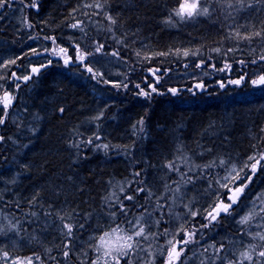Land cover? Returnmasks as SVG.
Instances as JSON below:
<instances>
[{
	"label": "trees",
	"instance_id": "trees-1",
	"mask_svg": "<svg viewBox=\"0 0 264 264\" xmlns=\"http://www.w3.org/2000/svg\"><path fill=\"white\" fill-rule=\"evenodd\" d=\"M33 3L37 6L32 7ZM84 3H94V0H10L11 6L0 8V77L6 78H0V84L8 88V79L13 77V72L18 76L27 75L31 66L52 60L49 68L33 78V96H29L27 105L41 123L39 139L44 144L38 157L25 151L27 162L23 167L26 172L20 180L24 183L20 192L26 203L19 210L15 205H0L8 217L16 223L26 219V225L31 220L23 215L39 214L44 209L53 212L49 220H54L58 213L74 220L92 217L108 191L106 188L111 187L109 189L113 191L122 186L125 191L119 194V198L127 208L123 212L127 217H118L132 219L148 210L149 191L156 196L160 187L170 182V173H167L165 165L174 160L180 150L199 163L208 158L217 164L225 158L239 165L247 156L264 149V85L251 83L259 75H264V60H260L264 54V39L238 40L233 35L235 31L241 35L264 31V0H243V6L237 0H213L214 10L217 5L228 6L229 3L232 7H226V10L236 9L233 18H236L238 26L232 23L228 29L217 17L213 18L216 22L198 18L174 26L166 24L164 21L178 6V0H107L103 11L86 9ZM26 7L33 9L27 13L25 21L34 23V19L38 20L39 27L33 32L21 28L22 32L16 34L13 21ZM91 11L98 13L96 21L89 19ZM105 12L116 18L115 25L105 19ZM224 16L227 17L228 13L224 12ZM78 21L83 31L70 27ZM219 23L221 26L217 25ZM49 36H55L57 44L68 49L73 62L67 69L60 59L51 57L49 53L32 55L33 48L39 52L45 48L51 50V41L45 39ZM99 45L104 47L97 53L95 48ZM76 46L93 53L88 57L92 58L89 59L92 62L90 66L101 72L109 84L94 82L87 71L83 73L81 67H76ZM217 48L220 52L215 51ZM229 48L233 51L229 52ZM169 49L172 55H155ZM177 50L179 55L175 54ZM197 50L198 54L193 55ZM184 51L190 54L185 57ZM112 52H119V60L114 61ZM137 52L141 55L137 56ZM145 56L152 58L144 59ZM10 60H16V63L3 67ZM241 60L245 64H240ZM252 60L256 63H251ZM201 61L202 67H196ZM226 64L230 68L225 69ZM153 68L160 69L157 75L163 76L160 84L156 85L163 94L152 93L149 99L138 93L140 89L151 91L148 85L154 84L155 78L149 69ZM199 72L207 74L203 82L194 78ZM190 73V77H184ZM241 77L239 85L229 82ZM112 83L127 84L128 87L114 88ZM197 83L207 87L208 93L194 98L187 90ZM170 87L179 88L177 96L168 92ZM100 113H103L102 118L95 119ZM141 119L144 120L142 131L133 127L140 125L138 121ZM94 121L100 125L102 141L109 145L111 154L102 150L96 153L92 151V145L85 143L92 137L90 134L94 129L90 123ZM128 127L134 129L127 131ZM97 142L94 139V144ZM4 152L0 151V164ZM222 168L218 165L215 171L222 174ZM136 171L141 172L145 192L128 201L124 196L135 194V189L139 188L130 184L136 178ZM199 172L197 180L202 184L195 188L196 182L192 179L184 185L189 184L194 191L195 195L188 197L193 200L202 198V203L206 204L210 200L203 188H207L209 178L206 171L199 169ZM262 174L254 178L250 192L257 186L264 188ZM225 195L223 192L222 199L226 201ZM120 211L119 207L115 214ZM201 220L198 218L195 222L201 225ZM223 221L228 229L234 231L227 219ZM60 225L51 226L49 231L53 234L43 237V240H48L45 243L47 250L52 249V240ZM20 228L25 230V226ZM27 230L33 229L27 227ZM2 245L8 253L39 256L36 261L42 262L45 256L38 242L27 246L3 241ZM70 257L73 258L72 255ZM59 261L63 262L65 258L60 257Z\"/></svg>",
	"mask_w": 264,
	"mask_h": 264
},
{
	"label": "rangeland",
	"instance_id": "rangeland-1",
	"mask_svg": "<svg viewBox=\"0 0 264 264\" xmlns=\"http://www.w3.org/2000/svg\"><path fill=\"white\" fill-rule=\"evenodd\" d=\"M220 2V1H219ZM206 6L210 7L211 15L208 17H197L194 19H205L209 22H216L213 20V18H218L220 21L223 22V24L228 29L232 23H235L234 26H238V23L236 18L234 17V11L236 9L232 10H226V7H228L226 4L217 5L215 10L213 5V0L206 1ZM243 11V9H241ZM240 11V12H241ZM224 12L228 16H224ZM218 14V15H217ZM215 15V16H214ZM214 16V17H213ZM176 20L177 18H173ZM193 20V19H192ZM184 23V22H183ZM182 23H178L175 25H179ZM220 25L221 24H217ZM94 32V31H93ZM95 33V32H94ZM59 49H57L58 51ZM62 55V54H61ZM100 56V55H97ZM96 56V57H97ZM51 57L55 59H60L64 65V67L67 69L68 65L64 64V60L60 58L59 56L52 55ZM118 58L114 59L116 61ZM203 65V64H201ZM202 67V66H201ZM8 68V67H7ZM200 68V67H199ZM102 74L101 72H99ZM90 74V73H89ZM91 75V74H90ZM192 73L185 74L184 77H190ZM180 77V76H179ZM181 78V77H180ZM194 78H199L202 82L207 79V74H203L202 72H199L197 75H194ZM3 80L6 79L5 77L2 78ZM97 79H100V77H97ZM97 79H93L94 82H97ZM9 86L8 88H5L4 86H1L0 88L3 90L0 96H3L5 91H10L12 93H15L16 97L12 102V106L8 109V115L5 117V123L3 125H0V127H6L10 126V124H13L12 126L17 127L13 130H8V132L5 134L4 138V128H0V137H3L2 142L3 146H1L3 149H0V151H7V154H11L13 151L16 153V149H24L27 147V144H29V141H27L22 135L24 134L23 131L29 132L31 135V132L37 128L36 125V116L33 115L34 113H31L28 110V103L29 96L32 95V91L34 89L35 82L27 83L19 86V88L15 85V77H11L8 79ZM100 84V83H99ZM196 84H194L191 91L187 90L191 93L192 97L198 98L201 96H205V94L208 93V89H197L195 87ZM261 86V85H260ZM223 90L224 87H221ZM256 88H259V86H256ZM178 95V94H177ZM174 95V96H177ZM221 99V97H220ZM31 100V99H30ZM201 103H206L202 102ZM0 117H3V108L2 105H0ZM28 121L23 123L24 121ZM93 132L90 134L92 136L91 138H94L96 135H99L101 140L96 144H104L102 140L103 137L100 134L99 126L97 125V122H91ZM97 127V129H96ZM12 129V128H10ZM32 136V135H31ZM8 140V142H7ZM26 142V143H23ZM95 145V144H94ZM94 145H92V151H95L96 153H99V150H102L101 152H104L105 150L101 148H97ZM20 150V151H21ZM19 151V152H20ZM108 153H112L110 149L108 148L106 150ZM115 152V151H114ZM14 153V154H15ZM120 152L117 154L119 155ZM177 154V159H174L176 162V166L179 167L180 173H187L188 177H191L196 182L195 188L198 187L199 184H202L199 182L200 178V170L206 171V175L209 178V183L207 185L206 192L208 193V198L210 202L203 204L202 198L198 199H191L190 197L195 195L192 188L190 189V185L186 184L185 182L181 180L180 173H177L175 171L170 172L167 168V173H170V182L167 184L170 187L166 188V186H161L160 190L158 191V194L154 196L153 194L148 197V209L147 211L141 212V214H138L132 219L124 220V217H127V215H123V212L125 213L127 211H120V213L117 215L115 214V218H113L110 214V222L109 223H101L94 225L93 223H88L85 225V227L89 230V235L87 239L89 241L93 242L92 247H85L80 246V255H74L70 251V247L66 248L63 253H59L60 251H56L54 249H46L42 246L43 238L40 237V233L42 235L43 231L41 230H22L20 228V223H16L13 219L8 218V216H3L2 212L0 211V228L4 229L5 234H0V249H3V252H8L6 250L5 246L2 245L3 241L8 242L12 241L14 244L15 242L21 243V245H27L30 246L34 242H38L41 247L42 253L45 254V256L42 257L43 261H36L35 256H32L31 254H24L23 252H18L15 254L8 253L9 254V260L7 262L0 261V264H11V260L14 258H24V257H32L33 258V264H91L92 260L96 258V251L95 246L100 243L99 237L102 236L105 232H110L113 228L119 226L124 229H130L132 225H135L138 218L143 217V219L140 221L142 224H145V230L146 233H155L157 234L156 238L153 239L151 236L149 240L145 241L143 239L140 240V249L138 250L135 257H133V264H148V262L154 260L155 264H164V255L160 254V249L162 246L166 247V242L168 239H172L173 235H175L181 225L184 226L185 230H192L196 229L197 234L194 237L193 243H189L188 245H183L185 248L184 254L181 257V261L183 264H227L228 259H236V256L239 255V252L242 250H246L249 245L256 244V245H262L264 246V242L257 239H252V236H254L256 233L264 234V219H261V216H264V213H261L260 216H256L254 219H252L249 224L247 225H240L237 223V221L240 219L241 216L245 215L249 209L253 207V201L256 202L257 211H259V206L261 204L260 200H257V197H264V188L261 186H257L255 191L250 192L251 184L254 181V178L260 177L262 173H264V169L258 170L257 174L253 176L252 182L250 183L249 187L245 189L246 195H242L240 198V201L237 205H233V208L235 211L232 213V215H225L221 214L220 217L217 219L216 222L209 223V220L205 219L206 215V209L209 208L210 205L213 204L214 201H216L217 196L222 199V194L228 195L227 189L220 186L221 183H224L223 177L227 174L224 169L220 171L219 174L215 170L217 166L219 165V162L212 167L205 168V165L212 164V160L206 158L205 160H201L200 163L197 161H193L190 156L185 153L184 151L180 150ZM185 158L187 159V163L185 162ZM225 161H228L225 158H222ZM230 162V161H229ZM131 160V164H132ZM230 163H236V162H230ZM237 164V163H236ZM130 165V164H129ZM196 165H199L200 167H196ZM238 165V164H237ZM189 166L192 167V171L189 172ZM239 166V165H238ZM3 169V168H2ZM194 173L197 175L195 176ZM0 174H2V171H0ZM250 174V173H249ZM194 175V176H193ZM205 175V174H202ZM216 175V176H215ZM263 175V174H262ZM13 178V180H16L17 174L9 175ZM188 177H185V180H187ZM142 180L140 177H136L134 180L130 182L132 185H136L137 187H143L144 188V181L143 183H138V181ZM174 181L176 183H174ZM217 181H220L218 183ZM151 184L156 185L155 182L150 181ZM241 183L240 181L237 182V184ZM129 184V185H130ZM179 186L180 191L176 192L175 189ZM230 187L233 185H229ZM194 188V189H195ZM190 189V190H188ZM188 190V191H187ZM197 193V191H196ZM121 194V192L119 193ZM191 195L190 197H188ZM225 195V196H226ZM160 197H163V199H160ZM246 198V199H245ZM199 200V203H197ZM227 202V201H226ZM157 204L163 205V208L158 209ZM199 210V214L196 217L191 216V211H197ZM148 213H151L149 216ZM121 215H123V219L119 218ZM119 216V217H118ZM117 218H119L117 220ZM198 218H202L201 225H198V221L195 222ZM224 219H227L228 225L234 227V231L231 229H228L226 227ZM160 220L161 223L159 226H157L156 221ZM128 221L132 222V225H129ZM16 225V227L12 230H9V224ZM43 225V224H42ZM202 225H207L206 227H201ZM224 227V229L222 228ZM168 229L169 235L165 236L163 235L164 229ZM226 229V230H225ZM67 230L65 228L60 230V233L62 235H66ZM186 238L184 236L183 232H180L179 235L175 236L176 240H182ZM215 244L217 248H220L221 245H223L222 250L219 252L218 256L215 252V249L209 248V245ZM144 246L142 249L141 246ZM208 248V251L205 252L204 249ZM75 251L76 248H73ZM24 250V249H23ZM261 250L260 248H257V251ZM65 251H69V255L66 258L63 254ZM3 252H0V256L3 255ZM149 252L152 253V255H149ZM86 253V255H85ZM233 253L236 254V256L233 255ZM166 254V253H165ZM70 255L73 256V258L70 257ZM254 259H259L258 257H255ZM65 258V261L60 262L59 259ZM78 257V258H77ZM121 264H124V261H121ZM244 264H248L247 261L244 262Z\"/></svg>",
	"mask_w": 264,
	"mask_h": 264
},
{
	"label": "snow or ice",
	"instance_id": "snow-or-ice-1",
	"mask_svg": "<svg viewBox=\"0 0 264 264\" xmlns=\"http://www.w3.org/2000/svg\"><path fill=\"white\" fill-rule=\"evenodd\" d=\"M237 2L243 6V0H237ZM107 4V0H104L103 3H101V0H94V3H84L83 7L86 9H99L100 11H103ZM11 6L10 0H0V8H4L5 6ZM32 7H36L37 5L33 3L31 5ZM228 7L231 8L232 4H228ZM74 11H76L74 9ZM98 13L93 12L92 15H97ZM84 15H88V13H84ZM211 15L210 7L206 6V0H178V6L174 8L168 18L164 21L166 24L169 25H175V23H183L189 20H192L197 17H208ZM105 19L109 21L110 24L115 25L117 23V20L115 17L108 15L106 12L104 13ZM173 17L177 18L176 20L173 19ZM29 27H32V25H29ZM71 28L77 29L80 28L81 31H83V28H81V22L73 23L70 25ZM111 31V29H109ZM233 35L238 40H252L253 37H261L264 39V31H255L250 34L241 35L239 31H235ZM45 39H48L51 41L53 47L51 50L48 48L44 49V52L49 53V55H56L59 56L64 60V64L68 65L72 62V58L68 56V49L64 47H60L57 45V38L55 36H49L45 37ZM104 46L99 45L95 48V51L98 53L102 50ZM57 49H59L57 51ZM192 53L193 55L198 54ZM216 52H220V49H215ZM229 52L233 51L232 48L228 49ZM41 53L37 51V49H32V55H40ZM62 54V55H61ZM172 50L169 49L167 52H159L155 55L158 56H168L172 55ZM176 55H179V50L176 51ZM189 51H184L183 55L187 57L189 55ZM92 52L88 51H82L79 46H76V61L80 64L84 65L85 70L91 74V77L93 79H97V77H100V79H97V82L100 83L101 81L104 84H109L110 81L103 79L102 74L98 72V70H94L91 65V61L88 64H85V61L88 59V57L92 56ZM112 56L119 57V52H112ZM137 56H140L141 53L137 52ZM152 57L145 56L144 59L150 60ZM260 60H264V54L260 56ZM16 60H10L7 62V64L3 65V67L7 68L11 64H15ZM52 63V60H48L47 63L41 64L39 67L33 66L31 68L32 74H39L42 68L47 67ZM201 63H198L196 67H201ZM240 64H245V61L241 60L239 61ZM251 63L255 64L256 60H252ZM230 68V65H225V69ZM225 69H220V71H224ZM151 75L155 78L154 84H149L148 87L151 91H145L144 89H140V85L136 84V88L140 89V92L138 95L144 96L145 98H151L152 93L157 94H163L162 92H159L156 85H159L161 80L163 79L162 75H157V73L160 72V69L153 68L149 69ZM167 73L165 72L164 75ZM12 76L16 78V80H23L25 82L32 79V75H23L18 76L15 72L12 73ZM2 78V77H0ZM243 77L236 80L229 81L232 84L239 85L242 81ZM253 85H264V75H259L257 79H254L251 81ZM221 87H224V84L221 83ZM17 88H19V84L16 85ZM112 87L114 88H127V84H120V83H112ZM197 89H203L204 85L202 83H197L195 85ZM191 91V89H189ZM168 92H170L172 95H177L178 89L176 88H168ZM14 97L12 94L8 91H5L3 96H0V105H2L3 108V117H0V125H3L5 123V117L8 115V109L12 105ZM61 112L64 111V109H60ZM103 116V113H100L98 116L95 117V119L99 120ZM140 125H143L144 120L141 119L138 121ZM135 127V125L133 126ZM143 129L141 128V131ZM264 131V129H262ZM95 140H99L100 136L96 135L94 137ZM94 139L89 138L85 143L89 145H94ZM3 140V137H0V141ZM262 142H264V138H262ZM75 147H79V145H74ZM97 148H101L103 150H107L109 148L108 144H95L94 145ZM254 148H256V145H253ZM185 162L187 163V159L185 158ZM215 161L212 162V164L205 165L204 167H212L215 165ZM219 165L221 167H225L226 175L223 177L224 183H221L220 186L227 189L228 195L226 196V201L224 199H220L219 196H217L216 201L213 202L212 205L209 206L208 209H206V215L205 219L209 220V223L216 222L217 219L220 217V215L223 213L225 215H232V213L235 211L233 208V205H237L240 201V198L242 195H246L245 189H247L252 182L253 176H255L260 169H264V149H259L255 154L247 156V158L242 161L239 166L236 163H230L229 161H225L221 159L219 161ZM165 167L168 168L170 172L175 171L177 173H180L179 167L176 166L175 160L169 161ZM196 167H200L199 165H196ZM189 172L192 171V167L189 166L188 169ZM250 173V174H249ZM136 177L141 176L140 171H136L134 173ZM181 180L185 183L191 182L192 178L188 177L187 173H180ZM185 177H188L187 180H185ZM240 181L241 183L237 184V182ZM220 183V181H217ZM138 183H143V180L138 181ZM174 183H176L174 181ZM233 186H229V185ZM131 187V185H129ZM170 187L169 185H166V188ZM125 189L121 186L120 192L123 194ZM176 192L180 191L179 186L175 189ZM145 192V188L140 187L135 189V194H129L125 195L124 199L128 201H133L136 199V196L140 193ZM115 195V194H113ZM152 195L151 191L148 192V196L150 197ZM119 197H117V200ZM160 199H163V197H160ZM257 200L261 201V204L259 206V211H257L256 202L253 201V207L248 210V212L241 216L240 219L237 221L240 225H247L249 222L254 219L256 216H260L261 213H264V197H257ZM157 208H163V205L157 204ZM120 210L126 211L125 206L123 202H120ZM191 216L196 217L199 214V210L197 211H191ZM32 215H35V213H32ZM150 216L151 213H148ZM111 216L115 218V213H111ZM71 218V217H69ZM59 219L61 221H64L65 217L63 215L59 216ZM143 219V217H140L137 219L135 225H132L131 221H128L129 225H132L130 229H124L119 226L113 228L110 232H105L102 236L99 237L100 243L95 246V251L97 253L96 258L92 260L91 264H121V261H124V264H133V257L136 256L138 250L140 249V240L143 239L145 241L149 240L150 236L155 239L157 234L155 233H146L145 230V224H142L140 221ZM261 219H264V216H261ZM161 223L160 220L156 221L157 226ZM207 225H202L201 227H206ZM9 230H12L16 227V225L9 224ZM63 227L67 230L66 235L67 237L71 238L73 236V225L69 223H64ZM78 227H83V224L78 225ZM180 232L184 233V236L186 238L182 240H176L175 236L179 235ZM0 234H5L4 229L0 228ZM197 231L196 229L192 230H185L184 226L181 225L179 231L173 235L172 239H168L166 242V247L162 246L160 249V254L164 255V264H183L181 261V257L184 254L185 248L183 245H188L189 243H193L194 237L196 236ZM163 235L168 236L169 231L168 229H164ZM259 239L260 241L264 242V234L256 233L254 236H252V239ZM65 248H69L68 244H65ZM209 248L215 249V252L218 256L219 252L222 250L223 245H221L220 248H217L215 244L209 245ZM257 248H260L261 250L257 251ZM205 252L208 251V248L204 249ZM0 252H3V249H0ZM166 253V254H165ZM255 257H258L259 259H254ZM69 255V251L64 252V256L67 258ZM86 255V253H85ZM149 255L151 256L152 253L149 252ZM234 256H236L235 253H233ZM36 259L39 260L40 257L36 256ZM9 260V254L8 252H3V255L0 256V261L7 262ZM247 261L248 264H264V246L262 245H256L252 244L247 247L246 250H242L239 252V255L236 256V259H228L227 264H244V262ZM11 264H33V258L32 257H24V258H14L11 260ZM148 264H155V261L152 260L148 262Z\"/></svg>",
	"mask_w": 264,
	"mask_h": 264
},
{
	"label": "bare ground",
	"instance_id": "bare-ground-1",
	"mask_svg": "<svg viewBox=\"0 0 264 264\" xmlns=\"http://www.w3.org/2000/svg\"><path fill=\"white\" fill-rule=\"evenodd\" d=\"M24 8V7H23ZM33 8H30V10H32ZM29 8L26 7V9L23 12H19L17 15V19H15V21H13V24L15 25V33L19 34V32L21 31V28L25 29L27 32H33L35 29H37L39 27V21L34 19V23L31 22H27L25 21L26 19H28L27 13L30 12ZM94 11H91V13L88 15L89 19L91 21H96L97 16L96 15H92ZM97 13V12H96ZM29 25H32V27H29ZM71 43V42H70ZM58 45V44H57ZM51 47H53V45H51ZM40 55L37 56H42L43 53H46L44 51H40ZM113 58H118L116 56H112ZM89 59L92 60V58H88L85 61V64H88ZM94 60V57H93ZM119 60V59H117ZM116 60V61H117ZM73 62V61H72ZM76 67L83 70V73H86L84 65L80 64L79 62H76ZM32 67V66H31ZM47 68H42L41 72H44ZM151 75V73H150ZM177 80V79H175ZM2 85L0 84V87ZM3 89V88H2ZM0 91V94L2 93V90ZM179 89V88H176ZM179 93V92H178ZM177 93V94H178ZM171 94V93H170ZM172 95V94H171ZM174 96V95H172ZM143 97V96H142ZM36 116V115H35ZM37 118V116H36ZM26 122L28 121H24L23 123L26 124ZM13 124H10V126H6L5 127V132L7 133L8 130H13L14 127L12 126ZM36 125L37 128H35V130H33L31 132V135L29 132L23 131V137L29 141V144H27V147L24 149H16V153L15 151H13L11 154H7L5 151L4 153V159L2 160L1 164H0V171H2V175L0 176V191H3L0 194V201L1 204L3 206H7V205H12L19 210L20 207L22 205H24L26 203V200L23 198V195L20 191H22L24 187V183L20 182V180L24 177V174L26 172L25 168L23 167V164L25 163V161L27 162V155H26V150L27 153H32L33 156L38 157L39 156V151L42 149L40 148L44 142L39 139L42 135L41 133V123L39 122L38 119H36ZM12 128V129H10ZM135 129H141L143 128V125H135L134 127ZM132 128V129H134ZM109 129V127H107V130ZM131 127L127 128V131H132ZM2 137V136H1ZM5 138V136H4ZM2 142V141H1ZM8 142V141H7ZM26 143V142H23ZM3 143H0V149H2ZM20 151V152H19ZM25 152V153H24ZM15 153V154H14ZM6 156L8 157V159H6ZM174 159H177V154L175 156ZM3 168V169H2ZM12 174H17L16 180L14 181L13 178L9 175ZM111 187H107L106 190L108 189V191H106L105 195H103V199L101 201V203H99L98 206H96V209H94V214L92 217H88V216H83L81 219H76L74 220L72 217L69 218V216H65L66 221H61L59 219V216L62 215L61 213L57 214V217L54 220H49L48 217L50 215L53 214V212L49 213L51 210L47 209V211L44 209L43 212H40L39 214H35L32 215L31 213H27L28 215H23V217H27L28 219H30L34 224H31L32 222L30 221L29 223H27V225L25 224L28 220H23L22 222H20V226H25V230H27V227L30 229H36L37 230H41L43 231L42 235L40 233V237H49L51 236L53 233H51L52 231L50 230L51 226H54L56 224H61L60 228L57 229V235L53 238L52 240V249L56 250V251H64L65 248V244H68L69 247L71 248L70 251L74 254V255H80V246H85V247H92L94 244L93 242L89 241V239H87L89 233V230L85 227L86 224L88 223H93L94 225L96 224H101V223H109L110 222V215L111 213H115L117 211V209L120 207V198L117 200V197H119V193H120V189H116L113 190L109 189ZM20 192V193H19ZM115 194V195H113ZM45 202V201H43ZM29 205V203H28ZM127 209V208H125ZM54 210V209H53ZM0 211L2 212L3 216H8V213L4 212L2 210V208H0ZM110 214V215H108ZM35 218H32V217ZM10 218V217H8ZM11 219V218H10ZM56 220V221H55ZM64 223H69L71 225H73L74 231H73V236L71 238L67 237V235H62L60 233V230L63 229V224ZM43 224V225H42ZM83 224V227H78V225ZM41 228V229H40ZM48 242L47 238H45L43 240L42 246L45 248V243ZM73 248H76L75 251ZM141 248L143 249L144 246L142 245ZM78 258V257H77Z\"/></svg>",
	"mask_w": 264,
	"mask_h": 264
}]
</instances>
